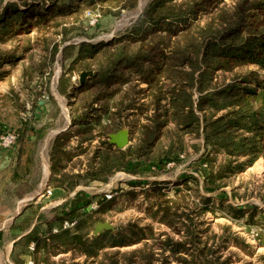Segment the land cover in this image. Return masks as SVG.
Wrapping results in <instances>:
<instances>
[{
  "label": "trees",
  "instance_id": "1",
  "mask_svg": "<svg viewBox=\"0 0 264 264\" xmlns=\"http://www.w3.org/2000/svg\"><path fill=\"white\" fill-rule=\"evenodd\" d=\"M137 1L0 0V44L18 37L20 32L27 35L24 47L18 38L12 49L0 48V75H10L5 69L6 63L13 65L11 63L19 59L16 53L20 49L24 54L31 48L28 34L32 27L45 25L48 12L68 14L74 2L76 7L80 4L97 6L102 15H119L122 10L134 8ZM42 31L44 36L46 30ZM43 42H49V37H43ZM54 52L53 45L52 54ZM79 52L83 53L78 56L87 55L91 64H95V71L82 84L78 81L73 85L71 75L60 78L59 89L66 90L74 130L64 133L55 147V166L61 167L64 160L71 158V151L64 149L71 135H78L82 141L91 140L96 134L83 137L91 125V129H99L97 134L107 136L117 131L124 120L130 121L131 115L145 119L139 125L141 135L136 144L141 148L159 139L160 130L167 129L169 117L175 124L172 134L177 144L185 134L201 138L207 162L199 172L210 183L218 175L224 180L245 171L257 159H264V75H257L256 71H264V0H231L230 3L224 0H150L123 33L108 42H82ZM142 83L144 87H140ZM129 89H135L140 95L131 97ZM176 143L170 142L171 148L165 155L179 149L180 143ZM100 145L84 173L89 180L106 181L113 171L124 169L129 159L137 160L142 156L132 150L133 145L125 150L113 149L107 138ZM212 151L224 156L218 166L211 161ZM137 166L138 163L134 169ZM188 179L198 182L195 175L184 181ZM146 182L144 184L162 185L160 181ZM114 199L102 203V209ZM160 204L161 218L170 217L171 206ZM251 209L258 208L252 206ZM252 210L251 221L255 216ZM157 211L158 208L154 213ZM131 233L136 236L137 230L132 227ZM103 235L116 236L111 230L103 231L85 239L82 246L76 245L72 237H48L49 241L44 244L47 252L77 248L85 259L70 263L48 259L46 263H151V254L145 252L146 243L128 252H103L107 247L139 243L144 237L139 235L126 240ZM186 238L194 246L200 243L203 246L205 242H200V237ZM183 243L182 239L166 237L160 241L161 253L176 255ZM197 251L192 255V264H214L219 260L209 257L202 249L197 248ZM177 259L181 261L178 254Z\"/></svg>",
  "mask_w": 264,
  "mask_h": 264
},
{
  "label": "rangeland",
  "instance_id": "2",
  "mask_svg": "<svg viewBox=\"0 0 264 264\" xmlns=\"http://www.w3.org/2000/svg\"><path fill=\"white\" fill-rule=\"evenodd\" d=\"M149 1L138 0L134 8L122 10L119 15H102L97 6L80 4L76 7L74 2L66 12L68 14L53 15L52 12H48L45 16V25L42 28L32 27L28 34L30 38L28 44L32 45L31 48L24 54L20 49L16 53L20 55L19 59H16L13 65L6 63L5 66L9 67L10 75H71L70 82L72 81L74 85L78 82L81 71H91V75L95 71V64H91L87 55L78 56L79 53H83L79 52L80 44L108 42L120 35L139 17ZM224 2L230 3L231 0ZM42 30H46L44 36L40 33ZM26 36L20 32L18 37L15 36L0 44V48L12 49L13 45L16 46L18 38L24 47ZM43 37H49V42H43ZM64 37L66 39H63ZM53 45L55 52L52 54ZM83 66L88 67L84 69ZM256 71L257 75H264L263 70ZM73 75L75 78H72ZM144 86V83L140 85V87ZM129 95L135 97L140 94L137 95L135 89H129ZM141 98L143 101V96ZM131 117L128 122L124 120L121 126L127 127L131 132L132 150L142 155L135 161L139 164L148 162L154 164L157 159L168 160L162 162L161 166L154 164L153 168L151 166L145 169L130 168L128 172L133 177L129 178L127 187L122 191L117 189L113 202L91 216L86 226L82 227L81 232L85 236L88 234L85 239L94 237L91 230L94 221L98 219L109 221L114 225L113 232L116 236L102 237H123L131 240L140 235L145 238L132 245L107 247L103 252H128L146 243L145 252L148 251L152 257L150 264H192V255L198 253L197 248L207 252V255L210 254L209 257L219 259L214 264H264V201L262 200L264 159L252 168L248 169V167V170L227 176L224 180L218 175L219 177L210 183L199 172L206 167L207 162L201 138L185 134L181 138L182 142L178 143L179 149L165 155V152L171 148L170 142L173 140L177 142L172 134L175 124L169 117L167 129L160 130L159 139H156L152 145H144L141 148V145L136 144L141 135L139 125L145 122V119L141 115L137 117L131 115ZM88 127L90 132L85 133L83 137L92 134L98 137L101 134H97L100 132L98 128L91 129V125ZM83 129L81 128L82 131ZM100 137L102 139H99V142L108 136L101 134ZM93 147L77 150L83 156L81 159L86 162L87 167L96 149ZM210 157L215 166L224 159L222 153L216 151H212ZM134 165L133 162L131 166ZM190 175L197 176L198 182L191 179L184 181ZM145 181H160L162 185L144 184ZM160 203L171 206L170 217L161 218L163 209ZM252 206H257L258 209L253 211ZM157 208L159 211L154 213ZM251 210L255 215L252 221L249 219ZM132 227L137 230L136 236L131 233ZM166 237L185 241L180 245L177 253L181 261L177 259V254L161 253L160 241ZM186 237H200V242L205 241L204 245L200 243L194 246ZM77 251L76 248L70 252L67 256L68 263L72 261L70 258L72 253L74 256L79 253ZM76 256L75 261L82 262L85 259L84 254ZM101 257L103 254L100 255Z\"/></svg>",
  "mask_w": 264,
  "mask_h": 264
},
{
  "label": "crops",
  "instance_id": "3",
  "mask_svg": "<svg viewBox=\"0 0 264 264\" xmlns=\"http://www.w3.org/2000/svg\"><path fill=\"white\" fill-rule=\"evenodd\" d=\"M61 76L0 75V133H19L15 145H0V264H47L48 259L68 263L67 256L73 250L47 252L44 244L48 237L82 235V227L102 209V203L117 189L126 188L133 177L128 171L137 164L134 159H129L124 169L113 171L106 181L84 177L88 167L77 150L87 145L101 148V137L82 141L78 135H71L64 147L71 151V158L61 167L55 166V147L64 133L74 130L66 90L59 89ZM130 138L129 131L128 144L124 148L112 144V148L125 150L132 145ZM165 160L157 159L154 164L161 166ZM154 164L138 163L135 169L153 168ZM108 193L112 195L109 199ZM99 221L95 220L93 227ZM87 236L82 235L83 240ZM76 255L81 253H72V261Z\"/></svg>",
  "mask_w": 264,
  "mask_h": 264
},
{
  "label": "water",
  "instance_id": "4",
  "mask_svg": "<svg viewBox=\"0 0 264 264\" xmlns=\"http://www.w3.org/2000/svg\"><path fill=\"white\" fill-rule=\"evenodd\" d=\"M91 74V71H81L79 74V83L82 84L88 77L92 76ZM108 141L117 148H124L129 142V130L123 127L115 132L109 133ZM105 230L113 231L114 225L109 221H99L94 225L92 234L96 236ZM73 238L78 244L83 245L84 240L82 235L76 233L73 235Z\"/></svg>",
  "mask_w": 264,
  "mask_h": 264
},
{
  "label": "built area",
  "instance_id": "5",
  "mask_svg": "<svg viewBox=\"0 0 264 264\" xmlns=\"http://www.w3.org/2000/svg\"><path fill=\"white\" fill-rule=\"evenodd\" d=\"M17 131L14 130H5L0 133V145L5 147H11L17 140ZM47 193H50V190L47 189ZM106 197L109 199L112 197L110 193L106 194ZM66 226H69L70 224L65 223ZM29 264H33L32 261L29 262Z\"/></svg>",
  "mask_w": 264,
  "mask_h": 264
}]
</instances>
